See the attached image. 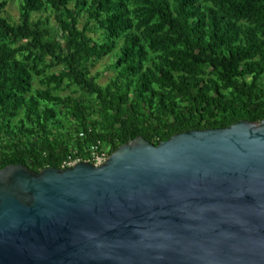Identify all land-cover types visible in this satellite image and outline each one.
I'll return each instance as SVG.
<instances>
[{"label": "trees", "instance_id": "1", "mask_svg": "<svg viewBox=\"0 0 264 264\" xmlns=\"http://www.w3.org/2000/svg\"><path fill=\"white\" fill-rule=\"evenodd\" d=\"M10 1H0V170L40 173L99 143L111 156L138 137L157 146L264 121V0H20L18 22ZM107 57L114 77L102 85L93 69ZM64 83L82 95L62 97Z\"/></svg>", "mask_w": 264, "mask_h": 264}, {"label": "water", "instance_id": "2", "mask_svg": "<svg viewBox=\"0 0 264 264\" xmlns=\"http://www.w3.org/2000/svg\"><path fill=\"white\" fill-rule=\"evenodd\" d=\"M0 264H264V121L0 170Z\"/></svg>", "mask_w": 264, "mask_h": 264}, {"label": "rangeland", "instance_id": "3", "mask_svg": "<svg viewBox=\"0 0 264 264\" xmlns=\"http://www.w3.org/2000/svg\"><path fill=\"white\" fill-rule=\"evenodd\" d=\"M2 1V0H0ZM19 10H20V0H11L7 6V10H6V17L10 18L13 22H18L20 15H19ZM35 17H41V18H47L50 21V26L54 27L55 26V18L53 15L48 14V13H42V14H36ZM85 24V20L81 19L80 20V28H83ZM13 43H15V41H12ZM111 58L107 57L105 59H103L96 68L93 69V75L98 76V82L102 85H106L107 83H109L112 78L114 77V71L113 70H109L107 68L108 63H110ZM58 70H60L59 68H55L52 70L48 71V74L51 73H55L58 72ZM39 78L35 79V82L33 84V88L34 89H45V87L40 85L39 82ZM66 83H64L61 87V91L59 92V94L66 98V97H79L82 95V93L80 91H76L74 89H66ZM65 116L64 114H61V117ZM66 124L70 122L69 119H65ZM107 150V148H106Z\"/></svg>", "mask_w": 264, "mask_h": 264}, {"label": "built area", "instance_id": "4", "mask_svg": "<svg viewBox=\"0 0 264 264\" xmlns=\"http://www.w3.org/2000/svg\"><path fill=\"white\" fill-rule=\"evenodd\" d=\"M81 136H84V135L82 134ZM109 157L110 156L108 154V151L103 147L101 143H99L97 145H93L88 150V157L85 160L83 158L74 159L70 157L68 160H66L63 163V166L61 169L72 168L81 162H86L96 167H99L105 164L107 160L109 159Z\"/></svg>", "mask_w": 264, "mask_h": 264}]
</instances>
